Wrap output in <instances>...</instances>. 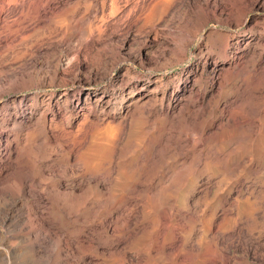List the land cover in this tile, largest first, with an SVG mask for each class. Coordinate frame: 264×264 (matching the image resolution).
<instances>
[{
	"label": "rangeland",
	"instance_id": "374dc122",
	"mask_svg": "<svg viewBox=\"0 0 264 264\" xmlns=\"http://www.w3.org/2000/svg\"><path fill=\"white\" fill-rule=\"evenodd\" d=\"M117 263L264 264V0H0V264Z\"/></svg>",
	"mask_w": 264,
	"mask_h": 264
},
{
	"label": "bare ground",
	"instance_id": "6f19581e",
	"mask_svg": "<svg viewBox=\"0 0 264 264\" xmlns=\"http://www.w3.org/2000/svg\"><path fill=\"white\" fill-rule=\"evenodd\" d=\"M238 47V46H237ZM238 52V51H237ZM242 52V51H241ZM237 56V55H236ZM219 62V61H218ZM234 62V61H233ZM237 63H240V61H239V59H238V61H237ZM213 64V63H212ZM218 65V64H217ZM224 65H226V64H224ZM235 66V65H234ZM211 70V69H210ZM228 70L229 69H227V68H225V66H218V67H214L213 68V73H214V75H220V73L221 72H223V73H225V72H228ZM226 75H227V73H226ZM228 76V75H227ZM223 77V76H222ZM225 79H227V78H225ZM216 80V79H215ZM221 81V80H220ZM227 81V80H226ZM221 83V82H220ZM224 83V82H223ZM222 84V83H221ZM226 84V83H225ZM192 86V85H191ZM191 88L189 87V82L186 80V81H182L181 83H179V85L177 86V88L173 91V93H171L170 95H169V97H168V100H169V102H174V104L172 105V111L173 112H178V114H180V115H184V116H186V118H187V120H190V118H192L193 117V114H188V109H187V107H186V104L184 103V102H182L184 99H185V96H186V94L187 93H191ZM253 91H254V89H253ZM252 92V91H251ZM253 95H252V98L255 96V97H257V95L255 94V93H252ZM191 95V94H190ZM189 96V95H188ZM192 96V95H191ZM195 96V95H194ZM203 96V95H202ZM262 96V95H261ZM193 97V96H192ZM199 97V96H198ZM240 97V96H239ZM260 97V96H259ZM191 98V97H190ZM246 98V97H245ZM251 98V97H250ZM141 99V98H140ZM197 99V98H196ZM138 100V99H137ZM191 100V99H190ZM194 100V99H193ZM252 100V99H251ZM257 100H258V98H257ZM260 100V99H259ZM240 101H242V97L241 98H236V100H235V102H233V103H238V102H240ZM189 102H192V101H189ZM232 103V102H231ZM82 104V103H81ZM256 105H257V103H256ZM255 105V106H256ZM80 106V105H79ZM257 107V106H256ZM216 108V107H215ZM258 108H256L255 110H254V112H252L251 114H252V116L251 115H249V116H251L250 117V119H246V118H240V125H242V126H244V125H248V130L249 131H252V130H254V128H255V117L254 116H256V115H258L259 113H258V110H257ZM165 110H167V109H165ZM140 111H142V109H140ZM143 112H144V110H143ZM156 112V111H155ZM168 112V111H167ZM222 112V111H221ZM260 112V111H259ZM172 113V112H171ZM192 113V112H191ZM143 115H145V114H143ZM142 115V116H143ZM224 115V114H223ZM171 116V115H170ZM176 116V115H175ZM248 116V117H249ZM173 117V116H172ZM199 117V116H198ZM227 117V116H226ZM239 117V116H238ZM242 117V116H241ZM246 117V116H245ZM247 117V118H248ZM229 118V117H228ZM196 119V118H195ZM236 119V118H235ZM200 120V119H199ZM192 121V120H191ZM189 122V121H188ZM236 122V121H235ZM192 123H193V121H192ZM189 124H190V122H189ZM238 124V123H237ZM197 125V124H196ZM191 126V125H190ZM193 126V125H192ZM188 127V126H187ZM203 127V126H202ZM195 128V127H194ZM255 131H257V130H255ZM171 132H173V131H171ZM170 132V133H171ZM199 138L198 139H188V138H184V141H186V142H190V140H192L194 143H193V145L195 146V148H201V146H203L204 145V140H202V136L204 135L203 133H204V131H203V128L202 129H200L199 131ZM252 133V132H251ZM169 135V134H168ZM171 135V134H170ZM173 138V137H172ZM166 139H167V136H166ZM170 139V138H169ZM174 139V138H173ZM169 141V140H168ZM172 141V140H171ZM206 143V142H205ZM188 144V143H187ZM205 146V145H204ZM184 147H185V145H184ZM221 155V154H220ZM112 196V198H113V196L114 195H111ZM112 198H111V200H112ZM109 201V200H108ZM113 201H114V199H113ZM107 209V208H106ZM122 214V212H121V209L119 208V206L118 207H115V211H113V212H110L108 215H109V218H106V220H105V224H104V227H105V231L106 230H108V229H110V227H112L113 225H114V222H115V220H114V218H117V221H118V223L119 222H121V221H123V224H126V222H127V219L128 218H126V217H122L123 215H121ZM124 226V225H123ZM103 228V227H102ZM125 228V227H124ZM153 229H155L154 227H153ZM113 231V230H112ZM108 232H109V230H108ZM149 232V231H148ZM148 237V236H147ZM165 238V237H164ZM152 247V246H151ZM179 253V252H178ZM119 255V254H118ZM160 255V254H159ZM175 255V254H174ZM176 256V255H175ZM173 257V256H172ZM156 258V257H155ZM160 258V257H159ZM118 264V263H117Z\"/></svg>",
	"mask_w": 264,
	"mask_h": 264
}]
</instances>
